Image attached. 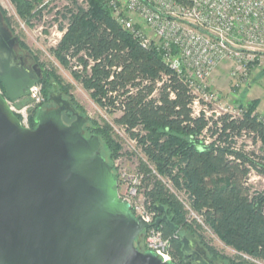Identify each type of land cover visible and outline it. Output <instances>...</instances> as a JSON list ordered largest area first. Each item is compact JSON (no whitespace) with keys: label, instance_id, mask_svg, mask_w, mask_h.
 Instances as JSON below:
<instances>
[{"label":"trees","instance_id":"trees-1","mask_svg":"<svg viewBox=\"0 0 264 264\" xmlns=\"http://www.w3.org/2000/svg\"><path fill=\"white\" fill-rule=\"evenodd\" d=\"M11 1L19 18L29 26L40 21L47 9L41 6L43 0ZM84 1L86 6L71 0L72 5L60 13L66 23H61L60 30L66 31L54 54L72 70L98 107L108 116H116L114 124L137 142L147 159L138 165L143 177L141 190L156 219L166 214L179 227L178 232L165 223L159 228L171 240L170 254L175 263L190 264L182 253V236L199 239L214 258L220 254L201 234L200 226L186 222L184 206L165 182L188 195L193 209L226 247L264 261V188L257 189L250 183L253 173L264 180V122L259 120V102L249 103L241 117L194 118L189 88L163 62L160 52L144 48L121 27L104 0ZM6 23L10 27V20ZM163 76L167 81L158 88ZM53 81L65 94L70 93L71 87L62 85L60 77L47 70L41 81L47 103ZM0 88L5 94L1 82ZM156 90L158 95L152 97ZM39 109L31 117L32 129L37 127ZM90 124L85 131L99 137L102 156L106 159V146L113 159H120L124 154L113 139V127ZM205 130L212 140L208 145L203 137ZM245 140L258 146V151L249 149ZM156 207H163L164 214ZM138 242L146 252L144 234ZM221 258L225 264H249L240 258Z\"/></svg>","mask_w":264,"mask_h":264},{"label":"water","instance_id":"water-1","mask_svg":"<svg viewBox=\"0 0 264 264\" xmlns=\"http://www.w3.org/2000/svg\"><path fill=\"white\" fill-rule=\"evenodd\" d=\"M18 48L0 11V264H174L142 251L138 238L151 225L120 200L101 140L86 137V116L52 94L57 108H40L37 127H23L9 103L27 97L42 71L27 68ZM65 112L75 118L70 125ZM163 223L179 231L166 214L153 226ZM181 241L193 264H225L187 236Z\"/></svg>","mask_w":264,"mask_h":264},{"label":"built area","instance_id":"built-area-1","mask_svg":"<svg viewBox=\"0 0 264 264\" xmlns=\"http://www.w3.org/2000/svg\"><path fill=\"white\" fill-rule=\"evenodd\" d=\"M104 1L116 22L144 48H155L160 52L163 62L187 85L192 96L190 108L194 118L204 116L209 120L222 115H244L245 111L224 103L221 94L210 88V79L219 67L230 64L233 88L241 91L249 87L254 72H264V0ZM59 29L56 26L60 43L66 30ZM166 81L167 77L163 76L157 87L161 88ZM39 91V84L31 89L27 96L28 105L22 110L16 107L17 102L9 103L27 129H32L28 111H36L45 103ZM157 95L158 90L152 97ZM171 98L174 99L175 95L171 94ZM259 120L264 122V115H259ZM121 130L137 147V142L124 129ZM203 137L207 145L212 143L208 130L203 132ZM248 145L250 148L251 143ZM256 177L253 173L250 183ZM124 179L125 182H119L118 187L120 200L130 206L137 218L151 225L143 232L145 250L161 256L165 263L176 264L170 254L171 240L153 226L157 214L146 204L141 190L142 175L137 172ZM165 184L184 206L186 222L196 224L214 236L204 217L193 209L188 195L176 191L171 182ZM235 253V258L249 264H264L263 260Z\"/></svg>","mask_w":264,"mask_h":264},{"label":"rangeland","instance_id":"rangeland-1","mask_svg":"<svg viewBox=\"0 0 264 264\" xmlns=\"http://www.w3.org/2000/svg\"><path fill=\"white\" fill-rule=\"evenodd\" d=\"M75 1H77L80 6H86L84 0ZM45 5L47 6V9L43 13V18L40 21H34L33 25L29 26L19 18L17 8L11 0H0V9L5 14V20H10L11 31L19 38L21 49L32 56L36 63L40 66L42 71L41 81L44 79L47 70H52L58 77H60L62 85H68L71 87L70 93L65 94L60 85L53 81V86L48 91L49 100L52 94H62L72 102L74 107L79 109L80 112L89 119L91 123L90 125L96 126V124L103 125L107 123L113 127V139L116 144L121 146L122 153L124 155L120 159H113L110 150L107 149L106 146L104 154L108 164L111 165L117 172L119 182H125L124 178H128V176L136 174L138 172V165L141 162L146 163L147 159L138 147L131 144L127 140V136L123 133V131L114 124L113 121L116 116H108L103 110H101L92 100L89 92H87L83 85L74 78L72 70L64 67L57 60L54 54V50L58 46L60 40L56 33V26L59 28L61 23L66 24L60 13L64 14L66 8L72 5L71 0H43V4L41 6ZM74 70H76V68H74ZM231 70L232 68L230 64H223L219 67L210 79V88L221 94L224 103L233 105L241 111H246V106L252 102L250 100L255 98L260 99L261 104L263 103V107L260 106V111L263 112L264 82H261L258 79L256 82H253L251 89L249 88V85L247 89L241 91L236 90L233 88V81L230 77ZM41 81L39 83V94L45 99L44 105L48 104L47 107L52 109L54 108V104L46 102L44 93L45 89ZM257 101L259 102V100ZM28 102L29 97H25L16 103V107L19 110H22L28 105ZM28 113L30 117H32L34 110H29ZM260 115H264V113H260ZM243 142L247 145V147L249 146L248 143H251V147L249 149L256 152L258 151V146H253L250 140H245ZM128 153L134 154L133 157L125 155ZM251 182L257 189L264 188L263 179L256 177L253 178ZM201 234L204 235L207 241L210 242L211 246L220 254V256L215 259L221 260L222 256L232 259L236 257L235 251L226 247L215 235L211 236L204 229H202ZM194 241L200 244L199 239ZM210 255L214 258L212 254Z\"/></svg>","mask_w":264,"mask_h":264},{"label":"flooded vegetation","instance_id":"flooded-vegetation-1","mask_svg":"<svg viewBox=\"0 0 264 264\" xmlns=\"http://www.w3.org/2000/svg\"><path fill=\"white\" fill-rule=\"evenodd\" d=\"M17 51H18V54H19L20 56L25 57V59H26V67H27V68H29V69H33V68L37 65L35 59H34L32 56H30L28 53H26V51H24L23 49H21V47L18 48ZM39 67H40V66H39ZM56 95H59L63 100H66V101H68V102H70V103L72 104V102H71L68 98L64 97L62 94H56ZM59 96H57V97H59ZM51 103L54 104V108H52V109L57 108L55 102H51V101H50L49 104H51ZM47 105H48V104H45V105H43V107H41V108H43V109H50V108L47 107ZM72 105H73V104H72ZM73 106H74V105H73ZM74 108H75V109H76L81 115H83V114L80 112L79 109H77L76 107H74ZM63 118H64L65 123H67L68 125H70V124L75 120V118L72 117V115L69 114L68 112H65V113H64ZM85 133H86V137H87V138H90V137H92V136H95L94 134H87V132H85ZM192 241H193V240H192ZM193 242H195V241H193ZM195 243H196V246H201V245L198 244L197 242H195ZM196 246H195V247H196ZM201 247H202V246H201ZM209 257H210L215 263H222L221 260H217V259L213 258L210 254H209ZM188 261H189L190 264H193V260H192V259H188Z\"/></svg>","mask_w":264,"mask_h":264},{"label":"crops","instance_id":"crops-1","mask_svg":"<svg viewBox=\"0 0 264 264\" xmlns=\"http://www.w3.org/2000/svg\"><path fill=\"white\" fill-rule=\"evenodd\" d=\"M260 80L261 82H264V72H254L253 74H252V77H251V84H250V89H251V87H252V84H253V82H256L257 80ZM250 100V99H249ZM256 100H259V109H258V113L260 114V113H264V111L262 112V111H260V106H262L263 107V103L261 104V101H260V99H252V100H250V101H256Z\"/></svg>","mask_w":264,"mask_h":264}]
</instances>
